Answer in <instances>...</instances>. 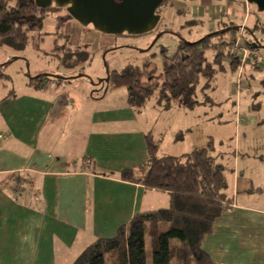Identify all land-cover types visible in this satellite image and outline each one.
<instances>
[{
	"label": "crops",
	"instance_id": "1",
	"mask_svg": "<svg viewBox=\"0 0 264 264\" xmlns=\"http://www.w3.org/2000/svg\"><path fill=\"white\" fill-rule=\"evenodd\" d=\"M195 1L198 5L190 11L187 0H172L171 5L176 6L179 15L188 13L186 26H198V37L202 32L245 22L249 30L258 20L251 18L257 7L245 5V0ZM166 7L159 9L160 19ZM204 9H209L211 15ZM261 13L257 15L261 17ZM69 24L77 25L74 21ZM256 51L258 56L248 58L245 70L264 69V48ZM10 91L0 93V264H73L91 243L116 236L118 229L137 213L169 205L167 191L121 178L122 170H138L147 159L145 131L124 127L136 118L131 107L108 106L88 113V126L79 134L80 151L74 164L73 153L61 150L59 144L62 129L58 121L62 115L52 117L61 98L57 100L58 95H47L30 86L14 95H8ZM108 95L106 92L103 99ZM62 106V110L70 107ZM253 108L257 112L259 107ZM183 112L186 117L187 112ZM243 116L246 119L248 114L236 113L238 126ZM205 118L208 122L214 120L208 115ZM189 119L193 121V115ZM55 120L56 129L49 131V124L55 127ZM251 120L257 123L260 119L253 115ZM248 128L246 124L244 129ZM184 129L181 140L174 136V129L155 138L159 141V156L173 150L162 147L166 140L173 141L174 146L190 140L192 129ZM186 147L175 148L174 152L182 153L169 155L190 152ZM219 153L224 158V151ZM240 159H246L242 169ZM238 165L226 173V192L233 201L202 246L214 264H264V146L251 149L247 145L242 156L238 155ZM16 176L23 178L19 192L15 190Z\"/></svg>",
	"mask_w": 264,
	"mask_h": 264
},
{
	"label": "rangeland",
	"instance_id": "2",
	"mask_svg": "<svg viewBox=\"0 0 264 264\" xmlns=\"http://www.w3.org/2000/svg\"><path fill=\"white\" fill-rule=\"evenodd\" d=\"M171 4L172 0H168L162 5H167V7L163 18L160 19L155 29L139 36L127 33L106 34L97 31L92 25L85 26L76 20L77 25L71 26L69 23L73 20L68 19L67 9L62 7L63 9L58 14L53 13L45 16L41 29L30 32L27 46L24 49L16 50L0 44V65L5 64L1 71L9 76L0 78V93L6 90L19 92L30 86L33 89L45 91L47 95H58L57 100L61 99L55 105L52 117L62 115L58 121L59 128L61 126L60 129L63 132H61L62 138H60L59 144L61 150L73 153L72 163L74 164L78 161L77 154L80 151L77 141H80L82 136L79 134H82L83 127L88 126L86 115L108 106H128L135 111L136 118L127 122L125 128L142 129L146 134H152L154 138L165 136L166 132L169 134L174 130L176 132L173 135L176 136L179 132H185L184 128L187 127V131L191 128L193 133L188 135L190 140L183 144L174 146L173 141L167 142L166 140L162 147L173 149L167 150L166 153L168 155L182 153L181 150L174 152V149L183 147L185 144H187L186 150L191 151L207 146L208 142L212 141L215 148L213 155L218 162L226 166L227 174L232 172L235 165H238V155L242 156L247 145L251 149L264 146L261 141L264 140V69L254 71L243 68L248 59L243 61L241 55L233 50L230 44V39L236 34V31L213 35L209 38L218 47L225 43L228 44L225 48V56L221 60L223 69L216 72L210 81V86H206L207 81L204 77L200 79L196 89V99L199 103L192 109L185 107L179 100H173L169 105L161 100L159 94L162 80L157 77L150 83L151 86L157 87L155 93L140 106L129 104L128 91L125 87H108V89L103 80L107 76V69L121 70L127 65L142 66L146 61L151 62L150 67L156 68V75H158L164 68V60L160 54L162 48L167 49L168 55H173L178 49L180 39L194 42L216 31L202 32L203 34L198 37L195 33L198 31V26H190L191 24L186 26V22L189 20L188 13L179 15L176 6ZM194 5H198V2L187 0L188 11L192 10ZM55 6L57 5L55 4ZM204 10L208 16L211 15L209 9ZM257 13L252 12L251 14V18L258 19L252 28L248 30L246 22L241 24L244 25V28L240 29L239 33L243 35L245 42L252 41L253 35H255L261 43H264V15H262L264 13H261V17ZM58 16L61 17V20ZM61 21L64 22L61 23ZM60 24L64 26L61 30H59ZM195 27H197L196 30ZM252 29L255 33L253 35ZM58 31L69 35L68 40L65 39V36L60 38L59 44L66 43L64 46L71 45L74 50L76 48L87 49L91 54L90 60L74 68L62 65L58 56L51 53L57 42L56 39H58L56 37ZM159 34L161 35L157 37ZM245 35L247 39L244 37ZM260 42L258 43L260 44ZM258 48L256 45L253 49L256 51ZM228 49L231 50L230 52L235 58H239L238 68H243V86L239 92L232 88L237 82L238 70L232 67V57L228 55ZM65 51L68 49L63 50L62 55ZM256 52L259 54L258 51ZM214 53L212 48L207 50L206 55L209 60L213 59ZM40 74H48L51 77L50 79L43 78V83L37 86L39 81L31 80V77ZM106 92H109V95L103 99ZM62 105H70V107L62 110ZM178 105H182L186 109L180 108ZM253 105H258L259 108L255 109L257 112L254 111ZM183 111L187 112L186 117L183 116L185 114ZM236 111L241 116L245 113L248 114L246 119L242 118V123L239 126L235 120ZM191 114L193 121L189 119ZM207 115L214 117V120L208 122L205 118ZM253 115L259 117L260 120L257 123L252 122ZM186 118L189 121L188 125H185ZM52 120L53 118H50L49 122H53ZM54 123L55 127L51 123L49 124V131L56 129L57 120ZM246 124L250 126L248 130L244 129ZM169 137L171 134L166 138L170 140ZM219 150L224 151V158L223 153H219ZM245 160L240 159L241 169ZM15 179L21 180V177L16 176ZM163 225L166 229L167 224ZM171 246H174V240L171 241ZM146 251L147 263L152 264V251L148 240ZM109 259L108 262H110ZM171 264H176L174 255L171 258Z\"/></svg>",
	"mask_w": 264,
	"mask_h": 264
},
{
	"label": "trees",
	"instance_id": "3",
	"mask_svg": "<svg viewBox=\"0 0 264 264\" xmlns=\"http://www.w3.org/2000/svg\"><path fill=\"white\" fill-rule=\"evenodd\" d=\"M166 1L168 0L161 6ZM160 7L157 9L158 13ZM62 9L55 4L39 7L35 0H0V44L16 50L24 49L30 32L43 27L45 16L58 14ZM68 19L75 21L73 18ZM63 27L60 24L59 30ZM220 34L224 33L220 30L217 34L204 36L194 42L180 39L178 49L173 55H168L167 49L162 48L160 54L164 60V68L158 75L157 69L150 67V61L142 66L127 65L121 70L108 69L109 81L106 84L111 88L125 87L129 104L140 106L155 93L157 87L150 83L157 77L162 80L159 94L161 100L168 105L173 100H179L185 107L192 109L199 103L196 89L200 79L204 77L206 86H210L216 72L223 69L221 60L228 44L218 47L209 39ZM64 36L68 40V34L58 31L57 42L51 50L62 65L74 68L90 60L91 54L87 49L74 50L71 45L59 44L58 40ZM246 42L255 47L253 39ZM65 47L68 51L62 55ZM210 48L215 52L212 60L206 55ZM228 51V55L232 57V67L238 70L239 58H235L231 50ZM4 65H0V78L9 77L1 71ZM215 66L219 68L216 69ZM46 75L40 74L31 77V80L39 81L36 85L40 86L43 78L50 79L51 76ZM14 93L11 90L8 95ZM184 135L185 132H179L176 139L181 140ZM145 143L147 159L144 164L138 170H122L121 178L167 191L170 195L169 205L137 213L128 224L118 229L116 236L99 238L91 243L73 264H148L147 240L152 251V264H170L173 255L176 264H214L202 246L203 239L211 233L214 223L231 205L233 199L226 192V166L213 155V142L181 155L162 157L158 155L159 141L152 134H145ZM20 181L17 180L16 192L22 189ZM163 224H167L166 229H162Z\"/></svg>",
	"mask_w": 264,
	"mask_h": 264
},
{
	"label": "water",
	"instance_id": "4",
	"mask_svg": "<svg viewBox=\"0 0 264 264\" xmlns=\"http://www.w3.org/2000/svg\"><path fill=\"white\" fill-rule=\"evenodd\" d=\"M39 7H49L56 4L66 7L69 18L82 25H92L97 31L106 34L140 35L153 31L160 21L157 9L165 0H35ZM254 4L257 10L264 12V0H245V5ZM241 25L227 26L221 32L239 30ZM219 31L213 32L217 34ZM210 33L208 35H212ZM255 34L254 31L251 32ZM262 34V33H261ZM159 34L157 37H159ZM254 46L263 47L259 38L253 35ZM258 40V41H257ZM260 42V44L258 43ZM108 72V69H107ZM109 81L107 75L104 79Z\"/></svg>",
	"mask_w": 264,
	"mask_h": 264
},
{
	"label": "built area",
	"instance_id": "5",
	"mask_svg": "<svg viewBox=\"0 0 264 264\" xmlns=\"http://www.w3.org/2000/svg\"><path fill=\"white\" fill-rule=\"evenodd\" d=\"M244 28V25H241L240 29ZM239 29V30H240ZM239 30H236V34L230 39V44L238 54L241 55L243 58V61H246V59L250 58L251 56H257V52L253 47H251L247 42L244 41L243 35L239 33ZM239 55V56H240ZM243 68L238 69V79L237 82L234 84L232 88L236 89L238 92L241 90L243 86ZM245 116L242 118L244 119Z\"/></svg>",
	"mask_w": 264,
	"mask_h": 264
},
{
	"label": "flooded vegetation",
	"instance_id": "6",
	"mask_svg": "<svg viewBox=\"0 0 264 264\" xmlns=\"http://www.w3.org/2000/svg\"><path fill=\"white\" fill-rule=\"evenodd\" d=\"M69 17V16H68ZM61 18V17H60Z\"/></svg>",
	"mask_w": 264,
	"mask_h": 264
}]
</instances>
